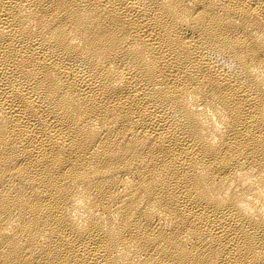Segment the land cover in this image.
Here are the masks:
<instances>
[{"label": "bare ground", "instance_id": "bare-ground-1", "mask_svg": "<svg viewBox=\"0 0 264 264\" xmlns=\"http://www.w3.org/2000/svg\"><path fill=\"white\" fill-rule=\"evenodd\" d=\"M0 264H264V0H0Z\"/></svg>", "mask_w": 264, "mask_h": 264}]
</instances>
